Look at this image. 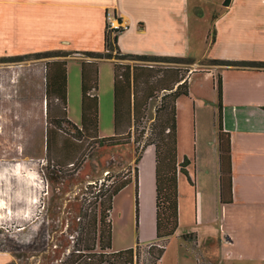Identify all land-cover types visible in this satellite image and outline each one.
I'll return each mask as SVG.
<instances>
[{
  "label": "rangeland",
  "instance_id": "rangeland-1",
  "mask_svg": "<svg viewBox=\"0 0 264 264\" xmlns=\"http://www.w3.org/2000/svg\"><path fill=\"white\" fill-rule=\"evenodd\" d=\"M120 25L124 26L122 22ZM40 41L35 38L24 39L21 33L19 38L2 45L4 51L0 53V264H62L74 250L83 223L90 218L86 213L91 214L95 209L94 203H91L95 199L94 194L101 187L106 190L108 185L121 179L120 175L130 168L134 176L137 165L140 187L137 188L134 178L113 201V246L119 248L132 244L136 248L139 245L143 248L140 253H145L143 260L138 261L139 264H150L146 253L149 248L144 246L151 243L149 240L152 238H157L155 147H146L137 161V143L99 148L85 140L81 143L83 150L74 166L65 163V155L59 148L62 140L48 152V128L56 130L60 139L68 136L71 138L70 135L75 133L67 123L61 125L62 130L67 133L58 129L59 126L51 118V115L54 116L52 110L55 104L50 108L48 117L46 63L53 57L43 55V42ZM81 55L85 57L84 54ZM117 60L130 64L145 62L129 58ZM83 61V58H68V113L69 118L77 125L82 121ZM158 65L161 68L180 67L187 74L190 68L218 66L207 57L198 64L163 61L158 62ZM99 67V130L105 133L101 136H110L115 132L114 63L101 59ZM205 84L207 103L202 108L197 107V111L194 103L187 97L181 98L182 105L178 110L181 159L186 155L183 152L188 151L194 155L196 149L199 153V148L205 156L206 146L209 153L216 144L214 134L218 128V101L212 98L213 83L206 81ZM160 105V98L151 99L145 118L136 125L137 134L144 131L146 133L142 139L144 142L151 134V125ZM51 121L54 125H51ZM209 141H212V145ZM54 158L63 162V172L58 170L59 165ZM107 170H110L108 175L105 174ZM185 179L190 184L186 177ZM97 181V187H91L90 184ZM139 190L143 204L142 213L140 211L144 216L142 224H139L135 202ZM181 204L185 218L183 229H188L187 227L198 223L194 187L189 189L186 185L183 188ZM221 206V202L219 205L216 202L210 205L202 213L197 225L204 236L217 235L218 229L219 234L213 237L215 240H208L207 236L202 244H196V252L194 245L185 242L182 244L183 237L169 238L167 242L158 245L161 247L166 244L162 262L158 264H229L232 260L229 245L221 241L220 236L224 216ZM79 216L82 224L78 223ZM216 257L219 259L215 260Z\"/></svg>",
  "mask_w": 264,
  "mask_h": 264
},
{
  "label": "crops",
  "instance_id": "crops-1",
  "mask_svg": "<svg viewBox=\"0 0 264 264\" xmlns=\"http://www.w3.org/2000/svg\"><path fill=\"white\" fill-rule=\"evenodd\" d=\"M108 11L124 24L118 43L125 53L193 58L195 64L205 57L264 61V0H230L229 4L226 0H0V53L4 51L2 45L22 33L24 39L41 40L43 52L64 49L75 52L70 57L90 61L81 55L82 51L104 50ZM212 32L215 39L210 42ZM218 66L190 68L187 98L194 103L195 111L202 108L207 103L205 83L209 81L213 83L212 98L217 102V75H222L223 125L231 134L233 202L221 203V241L229 245V264H264V68ZM99 134L105 133L99 130ZM214 135L216 144L209 153L206 146L205 156L200 148L194 155L183 152L190 161L189 177H179L180 224L172 237L182 239L184 234L193 233L187 239L183 237L182 244L194 245L196 252V244H202L208 236L197 227L202 213L221 202L218 128ZM186 185L194 187L198 223L183 229L181 194ZM140 194L139 190L135 202L142 224ZM216 232L219 234L218 229ZM214 236L207 239L215 240ZM149 241L148 245L156 239ZM130 247L133 245L113 246V250Z\"/></svg>",
  "mask_w": 264,
  "mask_h": 264
},
{
  "label": "trees",
  "instance_id": "trees-1",
  "mask_svg": "<svg viewBox=\"0 0 264 264\" xmlns=\"http://www.w3.org/2000/svg\"><path fill=\"white\" fill-rule=\"evenodd\" d=\"M230 0H226L229 4ZM109 11L107 12L108 15ZM125 27H112L107 21L105 29V48L103 51H82L85 57L92 60H84L82 63V121L78 126L68 117V57L75 52L58 49L43 52L44 56L58 57L48 60L46 63V99L47 113L50 108L54 116L52 120L62 130L63 123H67L74 130L71 138H59L57 131L47 129V150L60 144V151L65 155V163L75 165V160L83 150L85 140L92 145L114 148L128 143H137L138 159L146 147H155V180H156V242L146 246L147 258L150 264H157L166 251V244L159 247V243H165L175 235L180 224V190L179 177L181 174L189 177L187 157L179 159L178 145V107L180 97L190 96L188 74L180 67L161 66L158 62L193 63V58H185L172 55H152L125 53L119 46V35ZM212 42L214 35L212 34ZM61 57V58H59ZM119 58L138 59L145 61L140 64L119 62ZM112 59L115 65L114 72V118L115 132L110 136H100V101H99V61ZM213 64L238 68H264V61L212 58ZM153 65H150L152 64ZM218 90V145L220 162V200L222 204L233 202L232 182V149L231 134L223 125V80L222 75H217ZM153 98H160L161 105L157 108L156 117L151 125V134L144 142V132L137 134L136 125L145 118L146 110ZM50 123V122H49ZM51 125H54L51 121ZM134 128V129H133ZM67 133L66 131L62 130ZM134 131V132H133ZM140 134V135H139ZM141 147V148H140ZM139 148L141 150H139ZM140 151V153H139ZM49 154V153H48ZM78 157V158H77ZM57 161L58 170L63 172L62 161ZM119 176V175H117ZM121 179L114 180L106 190L102 187L94 194V210L86 213L89 220L82 225V230L74 244V250L62 262V264H139L141 260L139 245L135 247L113 250V201L116 195L129 183L135 181L139 187L138 166L132 175L131 168L123 172ZM191 180V179H190ZM192 182V180H191ZM91 187H97L90 184ZM94 192V191H93ZM138 195V191L137 194ZM138 198V196H137ZM87 200V199H86ZM80 217V216H79ZM80 220L78 223H81ZM193 233H186L184 238H189ZM145 249V248H144ZM144 251V250H143ZM145 254V253H144ZM151 258V260H150ZM139 261V262H138Z\"/></svg>",
  "mask_w": 264,
  "mask_h": 264
},
{
  "label": "built area",
  "instance_id": "built-area-1",
  "mask_svg": "<svg viewBox=\"0 0 264 264\" xmlns=\"http://www.w3.org/2000/svg\"><path fill=\"white\" fill-rule=\"evenodd\" d=\"M107 17H108V20L110 21L112 27H116L117 28V27L120 26V22L116 19V17L114 16L113 13L109 12ZM109 172H110V170H107L105 174L108 175ZM143 257H145L144 253L141 255L140 260H143Z\"/></svg>",
  "mask_w": 264,
  "mask_h": 264
}]
</instances>
